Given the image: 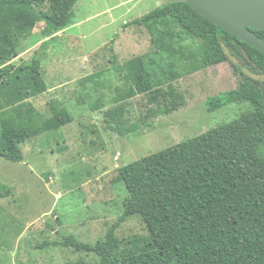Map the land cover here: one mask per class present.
<instances>
[{
    "label": "rangeland",
    "instance_id": "obj_1",
    "mask_svg": "<svg viewBox=\"0 0 264 264\" xmlns=\"http://www.w3.org/2000/svg\"><path fill=\"white\" fill-rule=\"evenodd\" d=\"M180 0H78L71 23L47 47L42 71L47 92L33 95L19 66L32 59L45 39L39 24L20 38L17 56L0 66V121L29 125L25 159L0 157V182L13 195L0 198V264L95 263V254L52 245L64 235L95 243L122 215L125 185L120 167L171 148L249 112V103L221 105V93L238 88L244 76L264 87V73L241 55L200 68L197 46L172 19L134 24L156 8ZM41 51V50H40ZM41 56L43 55L40 52ZM143 57L153 94L128 95L126 62ZM156 96V98H155ZM30 101L33 115L22 103ZM66 108L72 122L46 131L51 105ZM168 114L154 117L150 109ZM116 110L124 130L112 131L107 112ZM139 217L121 223L122 240L146 236ZM48 244V245H47Z\"/></svg>",
    "mask_w": 264,
    "mask_h": 264
},
{
    "label": "trees",
    "instance_id": "obj_2",
    "mask_svg": "<svg viewBox=\"0 0 264 264\" xmlns=\"http://www.w3.org/2000/svg\"><path fill=\"white\" fill-rule=\"evenodd\" d=\"M78 0H0V66L17 56L20 38L39 24L45 41L35 56L18 71L26 74L33 95L47 92L42 63L46 49L72 20ZM172 19L199 41L200 68L217 66L228 52L264 73V53L196 13L184 0L156 8L134 24ZM264 40V31L252 30ZM41 50V51H40ZM40 52L43 54L41 56ZM132 89L121 100L138 94H153V83L143 57L124 65ZM156 98V96H155ZM221 105L249 103L252 109L231 122L201 135L120 167L118 179L128 192L124 210L95 243L64 235L54 246L95 254L99 261L79 264H264V87L244 76L238 88L221 93ZM33 115L30 101L22 103ZM152 116L168 114L164 107L149 110ZM46 131L59 130L72 122L66 108L51 105ZM109 128L124 136L117 111L107 112ZM34 131L10 118L0 121V157L21 163L22 145ZM13 188L0 182V198L13 195ZM139 217L146 236L127 241L116 231L121 223ZM48 245V244H47Z\"/></svg>",
    "mask_w": 264,
    "mask_h": 264
},
{
    "label": "water",
    "instance_id": "obj_3",
    "mask_svg": "<svg viewBox=\"0 0 264 264\" xmlns=\"http://www.w3.org/2000/svg\"><path fill=\"white\" fill-rule=\"evenodd\" d=\"M199 15L264 53V0H184Z\"/></svg>",
    "mask_w": 264,
    "mask_h": 264
}]
</instances>
